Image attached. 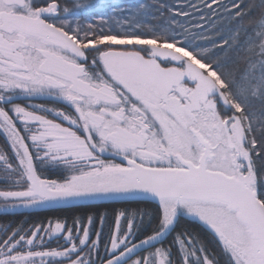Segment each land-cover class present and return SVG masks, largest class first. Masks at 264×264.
I'll return each instance as SVG.
<instances>
[{"label":"snow or ice","instance_id":"6c2138e0","mask_svg":"<svg viewBox=\"0 0 264 264\" xmlns=\"http://www.w3.org/2000/svg\"><path fill=\"white\" fill-rule=\"evenodd\" d=\"M0 264H264V0H0Z\"/></svg>","mask_w":264,"mask_h":264},{"label":"trees","instance_id":"16d2710c","mask_svg":"<svg viewBox=\"0 0 264 264\" xmlns=\"http://www.w3.org/2000/svg\"><path fill=\"white\" fill-rule=\"evenodd\" d=\"M108 13H104V15H107ZM97 15L100 14H93L92 18H96ZM43 103H46V101H44ZM123 205L120 204H106V205H102L101 207L107 208L109 211L112 208H120ZM70 213L67 212H61V211H55V210H39L38 212H36L35 214H33L30 219H43L45 217H53V216H63V215H68ZM54 243V242H53Z\"/></svg>","mask_w":264,"mask_h":264},{"label":"flooded vegetation","instance_id":"af4514ba","mask_svg":"<svg viewBox=\"0 0 264 264\" xmlns=\"http://www.w3.org/2000/svg\"><path fill=\"white\" fill-rule=\"evenodd\" d=\"M37 103H43L44 101H36ZM52 246H55V243L52 244Z\"/></svg>","mask_w":264,"mask_h":264},{"label":"rangeland","instance_id":"374dc122","mask_svg":"<svg viewBox=\"0 0 264 264\" xmlns=\"http://www.w3.org/2000/svg\"><path fill=\"white\" fill-rule=\"evenodd\" d=\"M55 243V242H54ZM53 247H55V246H53Z\"/></svg>","mask_w":264,"mask_h":264}]
</instances>
